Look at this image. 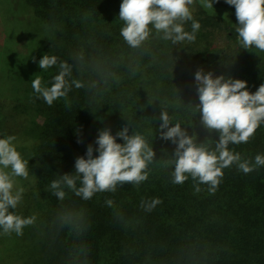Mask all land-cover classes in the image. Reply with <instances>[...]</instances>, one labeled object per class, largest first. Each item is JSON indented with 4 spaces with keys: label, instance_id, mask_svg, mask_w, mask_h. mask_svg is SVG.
<instances>
[{
    "label": "trees",
    "instance_id": "obj_1",
    "mask_svg": "<svg viewBox=\"0 0 264 264\" xmlns=\"http://www.w3.org/2000/svg\"><path fill=\"white\" fill-rule=\"evenodd\" d=\"M26 2L30 18L22 24L30 29L34 21L40 34L32 38L57 57L45 87L52 86L62 62L72 66L70 84H83H71L67 96L51 106L40 95L0 98V138L14 136L29 162L28 177L15 178L23 201L10 211L35 216L42 233L37 262L264 264V166L245 174L234 163L223 169L214 193L207 184H199L197 192L191 177L172 182L177 145L162 139L160 131L165 110L170 126L179 123L198 144L214 150L219 133L201 122L196 72L247 81L252 93L264 84V57L239 43L235 7L218 0L205 9L196 0L193 19L201 27L194 42L173 44L153 29L143 46L133 49L120 36L123 0ZM191 25L187 21L185 30L191 32ZM124 127L129 135H143L156 154L146 181L118 185L115 192H98L89 200L69 189L63 201L53 195L52 181L75 175V162L87 158L89 146L99 155L101 130L110 129L123 144L117 133ZM229 150L254 164L256 155H264V124L247 143H230ZM155 198L162 202L146 212L141 202Z\"/></svg>",
    "mask_w": 264,
    "mask_h": 264
},
{
    "label": "clouds",
    "instance_id": "obj_2",
    "mask_svg": "<svg viewBox=\"0 0 264 264\" xmlns=\"http://www.w3.org/2000/svg\"><path fill=\"white\" fill-rule=\"evenodd\" d=\"M196 0H123L119 19L123 21L120 36L131 48L136 49L152 35L153 29L162 39L173 44L185 40L194 42L201 25L193 19L192 5ZM218 0H200L205 9H213ZM235 7L238 21L236 32L244 49L252 48L264 52V0H225ZM227 14H225V17ZM192 21V31L185 30V23ZM57 64L55 55L45 54L39 61V67L46 70ZM60 72L54 77L51 87H43L42 79L36 76L32 80L34 91L51 106L60 97L67 96L71 84L83 87L80 81L70 84L66 79L72 74V66L67 62L59 65ZM198 84L199 111L201 122L209 132H218L219 140L215 149L210 150L206 143H197L193 135H188L179 123L170 126V117L163 110L160 125L161 138L171 140L177 145L174 153L173 183L183 184L189 177L199 184L209 185V192L214 193L224 175L223 169L236 163L239 169L248 174L256 167L264 166V155H256L255 163L242 161L238 152L229 150V144L247 143L256 130L264 124V84L255 93L247 89V81L205 74L199 70L195 74ZM167 129V131H164ZM117 136L124 140L118 143L111 130H101L96 143L99 145L98 156H93L94 149L89 146L87 158L79 157L75 162V175L65 174L52 181L53 195L63 201L65 189H69L84 200L91 199L98 192H115L118 185L131 183L139 185L148 179V166L155 158V152L145 137L139 133L128 134L124 127ZM14 136L0 138V228L4 234L23 235V229L32 225L35 216L24 218L11 212L22 200L23 189L16 188V177L27 178L28 161L17 150ZM10 169V171H9ZM79 181V187L77 186ZM162 201L159 198L142 201L141 207L151 212ZM112 206L111 199L106 201Z\"/></svg>",
    "mask_w": 264,
    "mask_h": 264
},
{
    "label": "rangeland",
    "instance_id": "obj_3",
    "mask_svg": "<svg viewBox=\"0 0 264 264\" xmlns=\"http://www.w3.org/2000/svg\"><path fill=\"white\" fill-rule=\"evenodd\" d=\"M30 10L26 0H0V98L3 99L22 101L39 96L31 83L36 76L46 86L44 78L49 68L39 67L46 53L40 41L32 38V35L39 37L40 31L33 20L30 29L22 24L29 20ZM250 51L264 57V52L258 49ZM34 224L26 226L19 236L14 232L4 234L0 229V264H41L37 262V253H41L42 233Z\"/></svg>",
    "mask_w": 264,
    "mask_h": 264
}]
</instances>
